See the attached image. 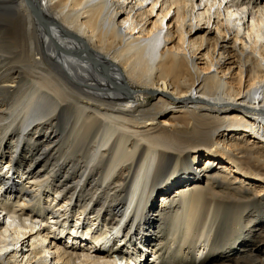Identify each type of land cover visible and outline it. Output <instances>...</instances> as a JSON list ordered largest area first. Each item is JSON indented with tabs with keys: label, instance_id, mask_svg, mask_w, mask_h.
<instances>
[{
	"label": "bare ground",
	"instance_id": "bare-ground-1",
	"mask_svg": "<svg viewBox=\"0 0 264 264\" xmlns=\"http://www.w3.org/2000/svg\"><path fill=\"white\" fill-rule=\"evenodd\" d=\"M0 97V264H264V199L196 168L264 176L222 138L264 142V0H0Z\"/></svg>",
	"mask_w": 264,
	"mask_h": 264
},
{
	"label": "rangeland",
	"instance_id": "rangeland-1",
	"mask_svg": "<svg viewBox=\"0 0 264 264\" xmlns=\"http://www.w3.org/2000/svg\"><path fill=\"white\" fill-rule=\"evenodd\" d=\"M196 4L198 5L199 2L196 1ZM197 5L196 6L194 5V10L198 9V11H200L199 8H201L203 5L200 4V5H198V7H197ZM248 11H249V9L246 6V4H240V6L238 7V12L241 16L246 14V19H245V25L246 26H247V13H248ZM251 21H252L251 16H249L248 17V24H250ZM200 25L201 26L204 25L202 27H203V29H205L206 24H200ZM210 26H212V23L210 24ZM133 36L134 37L138 36V34L137 33L133 34ZM238 43H240V42L238 41ZM147 92L149 93L150 91L148 90ZM1 99H3V98L0 97V103H2ZM5 107L6 108H5L4 113H7L9 106H7L5 104ZM167 117H169V115ZM161 118H165V117H160V119ZM240 137L241 138H238V136L236 134V130L234 128L230 129L226 133V135L222 136V138H226V140L232 139V141H237V140L241 139L242 143L244 142V144H250V146L261 148L264 151V142H262V139H259L258 137L256 139H253L247 133L240 134ZM206 155L207 154H204L203 157L201 156V158H200L201 161L196 165V168L198 166V171L201 170V168L203 169L204 167H208V169H209L208 172L211 171L212 174H221V175L226 176V179L229 181V183L232 187H235L237 190L243 191V193L245 195H247L248 197H250V198L255 197L253 199H260V200L264 199V176L259 175V174L257 175L254 170H252L251 168H247V165L243 166L239 162H236V163H238L239 167H236L235 165L232 167V164L222 163L215 156H213L214 158L209 159L211 161L208 164L207 162L209 160L207 159ZM243 167L245 169H247L248 171H245V169ZM240 168L242 169V171L240 170ZM206 180L207 179H204V183L206 182ZM168 192H169L168 196H170L171 198H175L177 195V190L175 188L173 190L170 189ZM157 198H159V199L157 201L156 208H154L152 210V212H156L158 209L160 210V208L162 207V205H161L162 195L157 196ZM262 225H264V223ZM259 227H260V229H257L255 231L256 234H258V237L260 236V234L264 235V226L263 227L259 226ZM102 231H103V229H102ZM64 241H65V239H62L61 243H63ZM253 243L254 242L251 241V244H253ZM240 251L242 252V250L236 249L234 252H232L231 255L234 257H237L241 254ZM149 255L152 257V253L149 252ZM150 256H146V258L150 257ZM189 260L190 261L183 259L182 257H180L179 254H177L175 252H171L170 256H169V261H173L175 264H185L188 262L195 261L194 257L189 258Z\"/></svg>",
	"mask_w": 264,
	"mask_h": 264
}]
</instances>
